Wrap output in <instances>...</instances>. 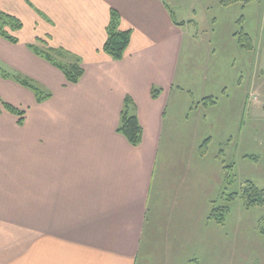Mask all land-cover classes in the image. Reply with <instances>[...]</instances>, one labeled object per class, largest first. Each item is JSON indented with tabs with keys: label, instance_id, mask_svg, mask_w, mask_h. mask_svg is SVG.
I'll list each match as a JSON object with an SVG mask.
<instances>
[{
	"label": "crops",
	"instance_id": "1",
	"mask_svg": "<svg viewBox=\"0 0 264 264\" xmlns=\"http://www.w3.org/2000/svg\"><path fill=\"white\" fill-rule=\"evenodd\" d=\"M206 1L178 19L169 0H0L23 23L16 42L0 36V264H139L158 249L163 264H215L217 226L194 170L203 118L192 113L213 95L191 88L180 60L187 25L216 24L213 5L259 0ZM113 10L131 31L121 59L104 49ZM76 63L72 83L60 65ZM127 99L137 145L119 130ZM3 102L25 111L22 123ZM180 105L194 116L182 133ZM185 245L210 251L186 258Z\"/></svg>",
	"mask_w": 264,
	"mask_h": 264
},
{
	"label": "rangeland",
	"instance_id": "2",
	"mask_svg": "<svg viewBox=\"0 0 264 264\" xmlns=\"http://www.w3.org/2000/svg\"><path fill=\"white\" fill-rule=\"evenodd\" d=\"M194 2L169 0L178 19L193 17L192 8L200 11ZM253 4L245 8L240 3L213 5L207 16H216V24L212 29H205L209 27L206 22L187 25L180 60V73L191 88L199 91L207 84L213 95L202 111L193 108L192 113H202L203 118L202 158L195 161L194 170L201 176V213L207 204L211 230L217 226L216 233L212 232L215 264H264V204L247 206L242 196L248 182L264 188V0ZM231 31L235 32L233 40ZM242 31L250 34L252 47L242 46ZM177 113V130L182 133L185 119L194 116L184 115L182 105ZM201 247L185 245L182 250L186 258L210 251ZM165 253L158 249L147 257L150 261L145 256L141 260L163 264Z\"/></svg>",
	"mask_w": 264,
	"mask_h": 264
},
{
	"label": "trees",
	"instance_id": "3",
	"mask_svg": "<svg viewBox=\"0 0 264 264\" xmlns=\"http://www.w3.org/2000/svg\"><path fill=\"white\" fill-rule=\"evenodd\" d=\"M238 0H223L224 4H230ZM120 20V14L113 10L111 13V22L108 28L109 37L104 45L105 51H107L115 59H121L124 55L125 49L127 48L131 31H122L118 28ZM23 27V23L20 19L5 12L0 11V36H3L13 42L17 41V38L11 33L12 31L19 30ZM240 41L244 47H252L251 36L245 32H240ZM247 41V43H245ZM52 55L48 54V58L52 60ZM63 70L66 78L69 82L77 83L83 75V68L80 64H71V65H60ZM0 73L3 76H9L3 69L0 67ZM21 83L31 88L34 85L30 84L29 81L25 79H19ZM37 96L42 99L43 95L40 94L38 89L35 87ZM156 95V90L153 92ZM4 107L10 112L19 115V122L22 123L24 119L25 111L18 109L17 107L3 102ZM132 102L130 99L126 100L125 109L122 114V121L120 131L129 139V141L137 145L141 142L142 138V127L139 123L137 116L131 112ZM243 198L247 206L255 204H264V188L257 187L254 183L248 182L247 187L244 188Z\"/></svg>",
	"mask_w": 264,
	"mask_h": 264
}]
</instances>
